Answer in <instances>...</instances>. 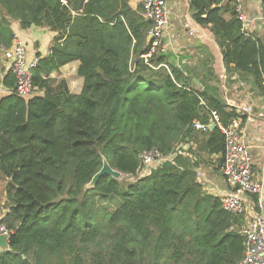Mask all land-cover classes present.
I'll return each instance as SVG.
<instances>
[{
    "label": "trees",
    "instance_id": "1",
    "mask_svg": "<svg viewBox=\"0 0 264 264\" xmlns=\"http://www.w3.org/2000/svg\"><path fill=\"white\" fill-rule=\"evenodd\" d=\"M131 0H0L1 53L21 29L56 33L50 54H36V94L4 95L0 86V174L7 181L4 219L10 245L0 264H241L243 221L224 211L197 169L216 156L225 138L210 123L238 117L218 97L198 88L170 54L148 59L152 25ZM194 21L209 27L227 72L252 77L264 97V36L245 33L236 0H188ZM225 15H230L226 19ZM79 61L80 94L50 75ZM162 65H167L168 69ZM214 92V94H212ZM203 98L207 106L201 105ZM189 148L196 161L177 153ZM158 149L172 161L141 174L140 155ZM199 153V154H198ZM104 160L122 174L87 186ZM127 180L130 183H127Z\"/></svg>",
    "mask_w": 264,
    "mask_h": 264
},
{
    "label": "built area",
    "instance_id": "2",
    "mask_svg": "<svg viewBox=\"0 0 264 264\" xmlns=\"http://www.w3.org/2000/svg\"><path fill=\"white\" fill-rule=\"evenodd\" d=\"M59 2L63 7H68L70 0H59ZM139 6L142 8L143 17L152 23L148 31L149 52L143 56L148 62L153 55L168 54L172 48L171 41L165 40L171 26L172 9L169 0H141ZM236 12L243 31L250 33L253 20L238 4ZM183 26L190 38L195 37L196 32L192 28L190 18L184 21ZM2 55L16 81L15 86L12 89H4L3 94L16 95L23 99L36 94L37 88L33 85L31 71L36 66L37 60L28 61L25 42L16 37L9 48L2 50ZM162 66L168 69L167 65ZM240 86L244 87L245 84L241 82ZM224 95L225 103L236 111L238 117L232 119L228 125H224L219 112L209 109L210 123L204 125L195 122L194 128L208 132L214 125L223 133L225 151L220 170L227 189L217 197L220 198L224 211L243 221L241 233L245 239V256L241 264H264V180H259L255 175L253 157L254 148L264 144V106L257 108L252 103H231L226 97L227 92ZM200 101L201 105L207 106L203 98H200ZM252 125L258 127L254 133L249 128ZM174 158V155L165 156L158 149L145 151L140 155L141 174ZM7 213V208L0 205V236L10 242L11 232L4 223Z\"/></svg>",
    "mask_w": 264,
    "mask_h": 264
},
{
    "label": "crops",
    "instance_id": "3",
    "mask_svg": "<svg viewBox=\"0 0 264 264\" xmlns=\"http://www.w3.org/2000/svg\"><path fill=\"white\" fill-rule=\"evenodd\" d=\"M237 4L242 7L245 14L253 20L250 29L252 33H259L264 36V0H236ZM141 0H131L130 6L133 9H138ZM172 9L171 26L168 35L165 36L166 41H171L172 48L168 54L172 56V60L195 85L200 89L209 91L219 88L218 97L225 101V95L222 94V89L227 92V98L231 103L248 104L252 103L257 108L264 106V97L257 90L254 80L249 76H242L238 72H227L223 62V55L218 44L215 41L214 35L209 27H203L197 24L190 12L188 0H169ZM190 18L192 20V28L195 30V37L190 38L184 30V21ZM225 18L230 19V15H225ZM12 29L15 36L20 38L27 45L29 55L28 61L34 62L37 60L36 54L40 53L42 57L50 54L53 46V41L56 33L47 28L34 27L29 30L21 29L19 22H12ZM1 63L3 69L0 71V86L6 74L9 72L7 64L4 62V57L1 53ZM80 62L75 61L63 66L60 73L50 75L53 80V85H58L60 82L67 84L68 89L73 94H80L84 87V79L79 76L78 70ZM245 84L244 87L240 83ZM226 84V87H225ZM214 94V92L212 93ZM252 133L258 130V127L252 125L249 127ZM187 150L183 149L182 156L190 158L192 161L197 160V156L191 155L189 148L196 151V146L193 143L184 144ZM183 146V145H182ZM180 146V149L181 147ZM184 146V147H185ZM177 154L174 155L176 157ZM200 157L207 160L208 171L199 167L201 177L198 180L202 182L209 194L215 196L226 191V184L219 165H214L218 157L208 156L204 154ZM254 169L255 175L259 180H264V144H259L254 148ZM214 165V166H213ZM206 166V167H207ZM205 171V172H204ZM7 181L0 174V187L2 193L0 195V205L6 203L5 187Z\"/></svg>",
    "mask_w": 264,
    "mask_h": 264
},
{
    "label": "water",
    "instance_id": "4",
    "mask_svg": "<svg viewBox=\"0 0 264 264\" xmlns=\"http://www.w3.org/2000/svg\"><path fill=\"white\" fill-rule=\"evenodd\" d=\"M215 126L212 125L211 129H214ZM106 176H111L112 178L119 180L122 177V174L117 171L114 170L109 163L107 162V160H104L103 162V167L100 170V172H98L92 179V181L90 182V184L87 186L88 189L91 188H95L97 186V184L100 182L101 179H103ZM10 242L7 241V239L3 236H0V249H7L9 248Z\"/></svg>",
    "mask_w": 264,
    "mask_h": 264
},
{
    "label": "rangeland",
    "instance_id": "5",
    "mask_svg": "<svg viewBox=\"0 0 264 264\" xmlns=\"http://www.w3.org/2000/svg\"><path fill=\"white\" fill-rule=\"evenodd\" d=\"M227 19V18H226ZM27 53H28V55H29V51H28V49H27ZM27 59H28V57H27ZM225 87H226V84H225ZM226 92V90L225 89H222V94L223 93H225ZM185 145H183L182 147H181V149H180V147H178L177 148V152H181V150H183V149H185V150H187V146H185ZM205 155V157H207L208 158V156L206 155V154H204ZM208 164L207 163H201L199 166L202 168V169H205V170H207L208 171V166H207ZM214 165H218L217 163H214ZM213 165V166H214ZM207 166V167H206ZM205 172V171H204ZM197 176H198V178L199 179H203L202 177H201V171H200V169L197 171ZM130 183V181H128L127 180V183ZM7 183V182H6ZM207 191V190H206ZM208 192V191H207ZM1 193H2V188L0 187V195H1Z\"/></svg>",
    "mask_w": 264,
    "mask_h": 264
}]
</instances>
